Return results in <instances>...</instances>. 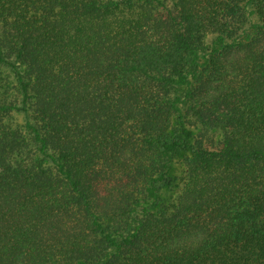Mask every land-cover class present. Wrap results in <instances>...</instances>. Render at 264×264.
<instances>
[{
    "label": "trees",
    "instance_id": "16d2710c",
    "mask_svg": "<svg viewBox=\"0 0 264 264\" xmlns=\"http://www.w3.org/2000/svg\"><path fill=\"white\" fill-rule=\"evenodd\" d=\"M0 264H264V0H0Z\"/></svg>",
    "mask_w": 264,
    "mask_h": 264
},
{
    "label": "rangeland",
    "instance_id": "374dc122",
    "mask_svg": "<svg viewBox=\"0 0 264 264\" xmlns=\"http://www.w3.org/2000/svg\"><path fill=\"white\" fill-rule=\"evenodd\" d=\"M11 121H12L13 125H17L18 127H22L23 124H24L25 119H24V116L22 114L17 113V114H14L12 116V120ZM174 162L175 163H174L171 175L175 176V182H176V179L180 175V172H181V168H180L181 165H180V161L178 159H175Z\"/></svg>",
    "mask_w": 264,
    "mask_h": 264
}]
</instances>
